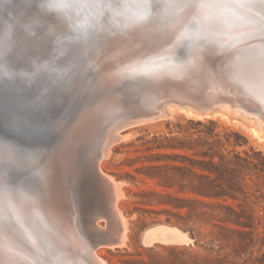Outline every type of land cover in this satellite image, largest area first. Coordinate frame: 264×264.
<instances>
[{"label":"rangeland","instance_id":"obj_1","mask_svg":"<svg viewBox=\"0 0 264 264\" xmlns=\"http://www.w3.org/2000/svg\"><path fill=\"white\" fill-rule=\"evenodd\" d=\"M51 1L49 2V4H51ZM55 1L54 2L52 1V4L53 3L56 4ZM76 1L74 0L72 2L74 3L76 2L75 4L77 6L78 4L79 5L81 4L83 6L85 5V6L83 7L80 5V7L76 6L77 8L76 7L72 8L75 5L74 3L73 5L72 2L70 4V7L68 5L66 6L67 8V9L65 8L66 9L65 12L67 11L66 14L67 15L69 14V16H71V20L73 16L75 17V18L73 17L74 20L72 21L70 20V22L69 20H67V22H69L70 25L66 22L68 25L66 26L70 27V29L73 30L72 33H70L67 36L73 35L72 37H74L76 33L78 34L82 32L81 28L85 29L86 33L85 35L83 34V36H86L85 37L86 41L84 42V40L83 41L80 40L79 44L78 43L77 44L78 45L81 44L82 47H84V45L87 46L88 49L85 46L83 50L85 51L86 49L85 53L87 54L85 55H88V57L90 56L89 59L91 58L92 55L94 56L95 52L98 51V48H99L98 45H100L101 42L103 41L102 39L103 33L101 34L102 31H100V29L104 25L107 27L106 25L107 22H112L107 19V16L109 14H110L109 17H113V19L117 21V23L118 21H120L121 24L118 23L120 24L119 26L122 25L123 27L121 26V28H124V26L126 27V25H123L121 20H123L124 18V23H125V20L128 21L130 19V18L128 19L127 17H125V15L129 17L130 15L134 14L135 11L138 13L141 12V14L145 13V15H148L152 10L151 8L152 6L154 7L153 9L154 11L156 8L157 12L155 13L152 12V14H150V16H152L153 19L151 18L149 19L150 21L152 20L151 23L153 25L150 23L151 30L148 32V35L146 34L147 32L145 33L146 36L148 37L147 40L146 38L143 39L145 37L144 33L133 35V38H132V35L124 30V32L126 33L117 34L115 36L116 41L114 40V38H111L112 41L110 40V43L111 42L112 43L107 44V46L105 47V49L107 50V51L105 50V53H107L109 57L113 56V58L111 57L113 59V62L114 60H116L115 63L109 61L108 64H112V65L115 64L116 65L115 67L119 70L118 71L116 69L118 71V73L117 71H115L116 75H120V77H122L121 80L116 83L117 84L116 87H114L112 91L110 90L111 92L109 91L108 88H105V87L102 88L99 91L100 93L99 96L98 95L95 96L97 98L96 99L93 96L98 93V89L102 83L100 84L99 83L100 81L99 82L96 81L97 78L94 79L95 80L94 81L92 78H95V77H91V79L89 80L91 82V85H89L90 83L88 82L89 84H87L86 86L87 89L86 88L83 89L84 88L83 84L88 81L86 80V76L87 74L90 73L88 70L89 69L88 64H90V67H91V64L93 63L92 61L90 63L88 58H83V61H86V62L89 61V62L88 64L84 62L86 67L88 65L87 71H84L83 68H80L76 72V74H78V72L83 74L81 75L82 76L81 81L77 83L72 80L69 81L67 78L68 76L65 77L68 80L67 83H70L69 88L72 94H76V97H79V100H78L79 103L77 102L74 105L70 103L72 105V108H71L72 111L75 113L79 112L78 114H75V113L72 114L71 112L70 114H72L73 118L71 117L70 121L68 120L69 117H67L68 108H69L68 100L72 99L73 101H77L74 98L75 95L73 97H70L71 96L70 93H66L62 91H60L59 93L55 91V88H54V86L55 87L57 86L56 82L59 81L58 74L62 72V71L61 72L59 71V70H62L60 69L62 68L61 66L60 68H58V70H56V71H59V73H57L55 69H52L54 67H51V68L48 67L49 68L48 71L53 72V78L48 81L51 87L48 84L46 85L44 84L43 86V83H46L48 78L47 80L44 79L45 80L44 82L43 78L45 77H39L40 79L36 77L35 80L36 82H38L36 83L38 84V86H36L38 88L37 91H36V87H33L34 85H36L34 83L35 81L34 82L26 81V83L19 81L18 83L20 85L16 83V85L18 86L16 89H15L16 87L15 84H14L15 86L11 84V88L8 89L10 87V84H8L9 87L7 84H4L5 86L2 85L3 79L1 78L0 84L4 86L5 88L7 85V88L5 89L3 87L2 89L3 93L0 94V96L8 99L12 105L15 104L16 108L22 109L28 113L32 110V108H34V102H37V105H36L37 109L39 108L38 105L45 106V108L41 110L43 112L41 118L37 119V117H35L37 119V122L35 121L36 120L35 118H34L35 120H32L33 118L32 119L30 118L28 120L26 119L23 120L24 122H28L26 127L32 129L30 133L32 136L31 139L28 138V139H24V141H21L22 143H28V144H31L33 143L34 140H36V137L33 136L35 133L37 134L42 133L43 135V133L45 134L47 133V131H49V129L51 128V125L53 124H51V122L47 123L46 118L47 119L52 118L51 116L55 113L57 108H61L60 106L65 104V108L63 107V109H61L62 111L59 115V121L56 123L54 130L60 132L61 142H64L66 138H69L72 141L73 148L76 147L75 150L73 151L75 153V158L77 161V163L75 162L77 165L76 167H78V169L79 168L82 169V166H83L84 168L82 169V172L81 170H79L81 174L79 173L74 177L75 179L73 180H75L74 182L75 184H73V186L77 187V188H74L75 192L77 193L76 201H78L77 204H79V208L81 210L80 212L82 214V222L84 223V226L86 229H89L92 223H95V220H96L95 218H97L98 215H102V216L105 215V213L103 212V209H104L103 195H101V190L99 189L100 187H99L98 182L95 183L96 182L95 179L91 178L93 177V172H92L93 168L90 167L91 169L90 170L89 166L93 167V165H92V162L86 157L87 156L90 157V155L94 154L98 148L103 146L104 142L106 141L108 137L107 135H109V138H110V136H112L115 133V131L118 130L121 126L126 125V124L130 125L129 127L125 126V129L120 130L119 133L121 136H123V138H121L119 142L112 143V145H110L109 154L106 157H103L101 159L102 171L114 177V179L122 186L121 190L123 192V196H122V199H120V201L118 202V204H119V208L121 209L126 222L128 221L127 222V226H128L127 228H129L127 230L128 238L124 246H121L120 248L117 247L114 249L108 248V247H102V249L98 251V255L104 260L105 264H183V263H190L191 258H192V255H191L192 252L195 251V252H198L199 254H205L206 253L205 247L209 248L210 246H212L211 245L212 237L210 233L212 231H217L212 221H208V218L206 217H193L192 219L186 221V219L188 218V212L190 209L197 206L200 208V211L202 212H210L211 211L210 205L213 202H216V200L210 199L209 197L205 195H201L199 193V187L201 185L209 184L210 180L218 176L217 173L212 171L211 164L218 163L220 160V157L222 156L228 159H231V160H235L236 155H239L241 157H247V155H249L250 160H252L254 163L260 162V163H263L264 165V137H259L255 133V128L259 129L258 127L262 128V133H264V120L262 117H260L261 119L258 117L259 120L258 122H256V119L254 117L255 115L252 116L254 117L252 119L247 114L236 112V113H239L240 114L239 115V114L233 113L237 108L232 103L245 101V98L244 97L242 98L239 93L241 92V89L243 87L238 86L237 84H235V87H232L228 85L226 82L220 81L219 78L215 76L214 72L209 73L207 76V79L205 80V82L206 81L208 82L206 83L207 85L206 84L204 85L206 89L204 91L205 98L185 99L182 96L180 97V96L173 95V93H176L177 88L172 87V86L179 85V87H182L180 84L182 83L184 79L181 81L182 77L180 78V76H183V77L185 76L179 71H177L179 70V67H177L175 63H181L183 62L182 60H184V62L186 61L188 62V66H192L193 64H195L194 67L196 66L198 67L200 64L202 65L204 63V57L206 55L204 54V57L202 58L201 56H199L201 52H204V51L207 52V50L211 48V44L209 40L211 39V32L207 33L205 27L204 28L202 27L201 23L199 22V20H201V16L198 15L199 12H197L198 14H196V10L193 11L191 9V4L189 1H186L182 3L181 5L178 4L177 6H174L169 3H168L169 5L164 6V2L166 3V0L161 1L163 2L162 6H159L161 2H157V4L151 5V4H154V2L151 3V1L149 0H141V1L137 0L136 2H134L135 0H127L129 4L125 3L126 0L125 1L124 0H87V1L85 0V3L83 2V4L81 2L83 0H76ZM129 1H131L132 4ZM142 1H144V3L146 1L147 5L146 3L145 4L141 3ZM56 2L58 3V0ZM102 2H103V6H102ZM104 3L107 5H105ZM117 3H119V7H117ZM135 3L137 4L139 8L136 6ZM139 4H141V6L143 7L140 8ZM126 5L130 6V8H127ZM82 7L85 9V11L88 10L86 14L82 10L83 9ZM85 7L87 8V10ZM27 8L28 10L30 9L29 12L25 10ZM43 8H44L43 0H19V1L0 0V22H1L0 27H2L0 28V31L1 29H3L2 32L5 30V25L6 26L12 25L13 27L17 29L19 33L23 34L24 32L25 34L26 33L25 27L29 25V23L33 22V20L37 21L38 23L36 24L38 26L36 28V31H34L36 33L32 35L30 32L29 33L27 32L25 34L26 37L30 36L31 38L29 37V39L31 40L30 42L29 41L25 42L24 46H25V50H27L28 52L31 51L32 53H34L36 52V50L41 51L42 49L41 47L42 44H40L41 35L42 34L44 35L47 32V30H45V25H43L42 23V19H40L42 15L41 11ZM49 8L50 10H53L52 9L53 7H49ZM103 8L105 9L103 10ZM133 8L135 10H133ZM54 9H56V7H54ZM58 9H56L55 11H57ZM63 10L62 12H64ZM112 10L114 11V13H111L113 12ZM125 10L127 11V13ZM8 11L11 13V16H10L11 18L8 17V14H9L7 13ZM98 11L100 13H98ZM186 11L188 13L189 11L191 12L189 13L190 16L188 15ZM58 12L60 11L58 10ZM70 12L72 13L70 14ZM76 12L77 14H80L79 15L80 18H78L75 15ZM83 12L85 16L84 14H82ZM102 12L104 13V15H101V17H99L100 14H102ZM123 12L125 13L124 16H123ZM106 13H108V15L105 17ZM54 14L57 16V13L53 11V16H55ZM137 14L135 13V15ZM181 14L182 15L184 14V15L181 16ZM83 16L86 19L83 18ZM133 16H130V17H133ZM7 17L9 20H7ZM174 17L176 18V20H174L175 19ZM186 17L189 20H187ZM46 18L49 19V17H46ZM105 18L106 20H104ZM182 18L183 20H181ZM184 18L186 19V22ZM56 19H57V22H59L58 21L59 19L57 17ZM165 19L167 20L168 23H166ZM78 20H83V21L80 22ZM170 20L171 21L174 20L176 24L174 23V21H172L174 23L172 25ZM178 20L180 21L178 22ZM3 21H7V22L3 23ZM79 22L80 24L84 22V24L82 23V25L80 26ZM177 22L179 24V29L181 30L182 28L181 30L182 33L178 29V26L177 27L174 26V25H177ZM184 22L187 24H185ZM118 24H117V27H119ZM170 24L173 26V28ZM66 26L61 27V28L63 29L67 28ZM72 26L75 29H73ZM61 28L59 30H63ZM171 28L174 30L172 31ZM165 29L167 30V32L169 31L168 33L170 35L164 34L166 32ZM112 30H116V28L113 27ZM170 30L173 33L172 35L170 33L171 32ZM96 31L98 32L96 33ZM177 32L179 33L178 35H177ZM184 33L187 36H185ZM46 34H48V32ZM100 34H101V39H100ZM161 34L164 36L166 35L167 37H164V36L162 37ZM174 36L176 37L179 36V38L178 37L176 38L177 42L173 41L175 40ZM104 37L105 36H103V38ZM184 37H185V40H188V42L183 39ZM59 38H62V36L60 35ZM141 38L143 39V41L141 40ZM90 40L92 41L91 43L92 47L90 46L88 47V44H87V42ZM99 40H101L100 44L98 43ZM138 40H140L141 43H145L146 41H149L150 44L148 45L141 44ZM201 41H204V42L201 43ZM70 42H72L73 44ZM70 42H65L67 45L66 44L64 45L70 46V47L72 46L77 47L75 44V41L72 40ZM178 42H180L179 45H178ZM137 43L140 44L141 46L140 45L138 46ZM172 43L174 45H171ZM120 44L121 46L123 45L122 48ZM180 44L181 46H183L182 48H184V53L183 55L181 54L178 56V53L180 52V50H182L180 47ZM196 44L198 45V48H196L195 46ZM114 46H116V48ZM149 47H151V49ZM185 47L189 50V52L186 50ZM166 48H168V50ZM83 50L80 49V52L79 51L77 52V56L79 55L78 53H82L80 55H83L84 57H86L83 53L84 52ZM90 51L91 52L94 51V53L92 52V55H90L89 53ZM186 51H187V55H186ZM112 52L114 53L116 52L115 55L117 56H115ZM162 52L164 53V57L162 56ZM190 52H192L193 54ZM124 55H126V57H123ZM83 56H81V61H82ZM102 57H103V54H102ZM157 57L161 59H157ZM133 60L138 61V63L137 62L134 63ZM157 61L160 63H158ZM127 62L128 63L133 62L132 63L133 66H131L132 64L129 65ZM139 62L144 63L143 65L145 67ZM67 63H71V60H68ZM125 65L127 66V68L124 67ZM134 65L135 66L138 65V66L135 67ZM120 66L122 67L120 68L121 72H120V69L118 68ZM169 66H172L170 67L172 70L169 69L170 71L166 72L165 67L167 68ZM23 67H25V65ZM37 67L38 68L31 69L33 70L34 74L40 71H44L42 70L41 64L40 65L37 64ZM123 67H124V71L122 70ZM128 67L130 71L127 70ZM133 67H135L136 70ZM206 68L202 67V70L201 68H199V70L200 72L203 71V69L205 71ZM163 72L165 75L163 74ZM137 73L141 75H137ZM157 73H160V74L157 75ZM149 74H152L153 76ZM3 76L0 75V77H3ZM175 76H178L177 77L178 79L177 78L175 79L174 78ZM164 77H166V79H164ZM56 78L58 81L54 80ZM52 80L54 81L53 83H56V84H53ZM167 80H169L170 83ZM175 80H177L178 83ZM197 81H199V79ZM94 82H96V85L93 86L92 84H95ZM40 83H42V85ZM137 83L139 84V86ZM29 84H32V86ZM51 84L54 86H52ZM122 84L124 85L122 86ZM198 84L202 85L203 83L202 81H199ZM19 87L21 89H24V91L21 89L20 91ZM1 88H0V93H1ZM12 88L14 89L11 91ZM61 89L63 90V87ZM120 89H122L123 90L122 92L125 94H123L122 92H121L122 94L120 92H117ZM128 90H129L130 96H128ZM168 90L169 92H167ZM8 91L10 92L11 95L9 94ZM13 91L15 93H12ZM30 91L31 93L28 94ZM66 91H67V88H66ZM21 92L24 95V97L21 96L22 95ZM34 93H35V96L37 94L38 95L35 97ZM47 93L48 95H46ZM235 93H237V95ZM14 94L15 95L17 94V98ZM42 95L43 96L45 95V96L43 97ZM112 95L113 97L115 96L118 100L112 99V97H110ZM167 95L168 96L170 95L169 99ZM33 96L34 98L31 100L30 97H33ZM28 97H29V100H28ZM92 97L97 100V101L95 100L96 101L95 104L92 102V99H93ZM170 97H172L173 99ZM18 98L20 99L22 98V99L21 101H18L17 103L16 100H20ZM128 100H130L131 102L133 101L132 103L130 102L131 105L130 104L128 105ZM100 102H103L102 103L103 105L101 104L100 108L102 109L104 108V110L106 109L104 111L105 115L103 114V116L95 119V122L93 123L94 126L92 129H88V127H85V128L79 127L81 128L79 129V131L77 130V132L76 131L73 132L72 129H73V126L75 125V122H76L75 120H77V117H79V115L85 116V114H87L86 112L89 107H90L89 108L90 110L96 107ZM208 102L209 103L211 102L212 104L208 106L207 108L206 104ZM19 103H21V105ZM111 103L117 104L116 105L117 115L115 114V116L108 109V105H110ZM167 103L169 104L172 103L170 105V108L173 113H172V116L164 117V115L167 113L166 112L167 107H165L166 105H168ZM179 103H185L184 105H187L189 107L191 106L203 112L206 111V108H207L209 114H206L203 117L202 116L195 117L193 115L190 116L186 114V112L184 113L183 110L177 109L176 106L179 105ZM132 104H135V105L138 104L139 107L143 108L140 114L138 113L136 114L133 111H131L132 106H134ZM30 105H32L33 107H31ZM29 108H30V111H29ZM226 108L228 109V111ZM155 109L157 110L159 109L161 113H156L154 111ZM224 110L227 113H225ZM241 110H244V109H241ZM9 113L12 114V111H9V109L6 111L0 112V117L1 115H3L4 118L8 120L9 116L13 117V114L10 115ZM106 113L108 114V116ZM246 113L252 115L251 113L247 111ZM6 115H8V118ZM162 115H163V119L161 117ZM0 119L3 120V118H0ZM32 122L34 123V126L32 125L33 124ZM132 124L134 126H132ZM35 125L37 128L35 127ZM104 126H107V127L105 128ZM61 127L63 128L61 129ZM64 127L66 128L64 129ZM112 129H114V132ZM105 134H106V137H105ZM0 135L4 136L2 132H0ZM56 136H57V133L53 137H51L52 138L51 142L53 140L55 141L56 138H59ZM0 138L3 139L4 137H0ZM100 140L102 141L100 142ZM12 142L14 143V140ZM97 142H100V143H97ZM93 144L94 145L97 144V145L94 146ZM256 153H261V155H258ZM48 156L49 155H47V158H48L47 160L44 158L45 159L44 165L46 166L48 165L51 168H53V165L57 166L55 165L56 163L55 160L50 159ZM212 156L214 157L212 158ZM84 161L85 163L87 161L86 163L87 165L84 163ZM38 162L40 163V161ZM88 162H90L91 165ZM83 164H85L86 166ZM80 165L82 166L80 167ZM1 167H3V165H1ZM8 169L10 170L11 167H9ZM11 170L14 171L12 173L10 172L11 181H16L19 183L25 181L24 177H26L27 175H23L22 171L15 170V167ZM256 174L261 175L259 178V181L263 182L264 184L263 173L258 172L254 167L252 168V170H246L244 172L243 176L246 179L245 182L250 184V188L254 185L253 180H256V176H255ZM81 175L84 177H81ZM78 180L80 181V183H82V185L79 183ZM80 185H81V188H80ZM262 191L264 195V185H263ZM250 192H253V190H250ZM0 198H2L0 200V246H1L0 249H2L4 248V246L7 245V243H10L11 239H15L16 236H19L20 232L15 233L14 231L11 230L10 234L5 236V232L3 231V228H1V223H11L10 219L13 218L15 221H17V224L14 225V227L18 229L19 228L22 229L23 228L22 226H25L23 224L24 223L26 224L24 214L33 207H37V208L43 207L42 205L43 203H41V199L31 204H26L27 200L22 199L21 201H23V204H20V200L14 203V202L9 201L8 198L6 197L1 196ZM255 201L256 199L253 196V197H250L247 202V205L253 208V210L255 211V218H256L255 223H254L255 229H250V228L246 229V231L253 233V239H254V242H256L255 245H252L250 248H248L247 252L249 254L252 250H254L255 251L254 257H258L260 259L259 264H264V199L263 198L259 199V201H257L256 203ZM228 204H233V201L229 200ZM98 209L101 212H99ZM11 214L14 216H12ZM216 214L218 213H215V215ZM90 217H91V220H90ZM213 222L220 226H226V225H222L221 223H218L217 221H213ZM100 224L101 226L107 227V221L105 217L103 218L101 217ZM159 226L160 227L167 226L169 228L177 229L180 232L182 231L184 233V236L186 237L188 236L190 238H193V237L190 235L189 229L190 228L195 229L196 232L198 233L199 246L195 245L196 243L195 238H193L195 240V243L193 245H182L183 244L182 241L177 242L178 238L174 237L173 235H171L170 232H167L166 230L160 231L161 233L162 232L164 233L163 235L160 234V236H158L160 232L159 230H156V228H158ZM32 227H35V226H32ZM226 227L231 228V226H226ZM169 233L172 237L169 235V238H168L167 236ZM88 234H89L90 239L93 238L90 232H88ZM161 235L163 237H161ZM171 238H177V239L176 240L174 239L175 241H173V239L171 240ZM1 240H3L4 242L2 243ZM16 244L13 243V246H18ZM24 246H20L21 249L23 248L25 250ZM189 246H192V249L189 250V252L185 253L186 249ZM174 247H179V249L173 250ZM5 251H6L5 249L0 250V264H13L9 260L8 262L7 260H5L8 258ZM43 257H45V255H43ZM47 257H49L50 259V264H65V262H68V261L70 262V259L65 258L63 254L58 255V253L57 254L51 253L50 255H47ZM69 262L67 264H76V263H69Z\"/></svg>","mask_w":264,"mask_h":264},{"label":"bare ground","instance_id":"obj_2","mask_svg":"<svg viewBox=\"0 0 264 264\" xmlns=\"http://www.w3.org/2000/svg\"><path fill=\"white\" fill-rule=\"evenodd\" d=\"M50 1L51 0H43L44 8L41 11L42 15H41L40 19H42V23H43V25H45V30H47V32H48V34H46L47 33L46 32L44 35L43 34L41 35V42H40V44H42L41 45V47H42L41 51L36 50V52H34V53H32L31 51L28 52L27 50H25V46H24L25 42H27V41L30 42V40H31V39H29L30 36L26 37L25 34L27 32L28 33L30 32L32 35L36 33L34 31H36V28L38 26L36 24V23H38L37 21L33 20V22L29 23V25H27L25 27L26 28L25 34H24V32H23V34L19 33L17 31V29L15 27H13L12 25H7V26L5 25V30L3 32H2L3 29H1V31H0L1 32L0 33V71H3V73H5V74H2V76L3 75L4 76L0 77V79L1 78L3 79L4 84H7V85L10 84V87L8 85V87H9L8 89L11 88V84L16 85V82H17V84H19L18 82L19 81L22 82V80H25L27 82L28 81H30V82L35 81L34 83L36 84V83H38L35 80L36 77H38V78L39 77H45V78H43V80L44 79L47 80V78H48L46 83H43V86H44V84L49 85L50 83L48 81L53 78V72L52 71L49 72L48 67H50V68L54 67L52 69H55V71H56L61 66L62 68H60V69H62V70H59V71L60 72L62 71L61 72L62 74L59 73V71H56L57 73H59L58 74V80L59 81L57 80V78L54 79V80L58 81V82H56L57 83L56 84V83H53L54 81L52 80V83L56 84L57 86L55 87L54 85H52V84L51 85L54 86L55 91H57L59 93H60V91L70 93L71 94L70 97H73L75 95L74 98L77 101H73L72 99L68 100L69 108H68V113H67L68 116L67 117H69L68 120L70 121L72 114L75 113L71 109L72 108L71 104L74 105L77 102L79 103V101H78L79 97H76V94H72V92L69 88L70 83H67V81L72 80L74 82L79 83L81 81V78H82L81 75H83V74H81L79 72H78V74H76L77 70H79L80 68H83L84 71H87V69H88L87 67L89 65L88 70L90 73L87 74V76H86V80H88V81L86 83H84L85 85L83 84V86H84L83 89H85V88L87 89V87H86L87 84L90 83L89 85H91V82L89 80L91 79V77H95L92 79L94 80L97 78L96 81H98V82L100 81L99 83L100 84L102 83V84L98 89V93L95 94L93 97H95L96 95L99 96V94H100L99 91L104 87L108 88L109 91L110 90L112 91L113 88L116 87V85H117L116 83L118 81H120L122 77H120V75H116L115 71H117L118 69L115 67L116 66L115 64H113V65L108 64L109 61L113 62V59H112L113 56H111L112 57L111 58V57H109V55H107V53H105V50H106L105 47L107 46V44L110 43L111 38H114V40H115L116 39L115 36L117 34L126 33V32H124V30L127 31L128 33H130L132 35V38H133V35L144 33L145 37L143 39L146 38V40H147L148 37L146 36V34L148 35V32L151 30V24H152L151 23L152 20L150 21L149 18L153 19L152 16H150V14H152V12L155 13L157 11H156V8L154 11L153 10L154 7L152 6L151 7L152 10L148 15H145V13H143V12H142L143 14H141V12L138 13L136 11H135V13L136 14L138 13L137 15H135V13L130 15L132 11L130 12V14L128 13L130 16L134 15L133 17H130V16L128 17L123 12V16L125 15V17H127L128 19L130 18L128 21L125 20V23H124V18L122 16L123 20H121V21H122L123 25H126V27L124 26V28H121L122 25L119 26L121 24L120 21H118V23H120V24H118L117 21H115L113 19V17H109L110 14L108 15V13H110V12L106 13L105 17L108 15L107 19L112 21V22H107L106 23L107 27L105 25L102 28L100 27L101 28L100 31H102L101 34L103 33V35H102L103 41L100 44L101 40H99L98 43L100 45H98L99 46L98 51L95 52L94 56L92 55V52L94 53V51L89 52L90 55H92L91 58L89 59L90 56L88 57V55H85V54H87V53H85L86 49H85V51L83 50V48L86 45H84V47H82L81 44L78 45L80 40L81 41L84 40V42L86 41V38H85L86 36H83V34L85 35V33H86L85 29L81 28L82 32H80L78 34L74 33L76 35V37H75V35H74V37H72L73 36L72 34H71L72 36H67L70 33H72L73 30H71L70 27H67L68 26L67 23L70 25L69 22L71 20V16H69V14L67 15L66 14L67 11L65 12V10L67 9L66 6L68 5L70 7L71 2L74 0H58V3L60 2V4L63 5V7H59V9L56 8L60 12H58V10L55 11L56 9H54V7L52 8L53 10H50V8L47 7V5H49ZM52 1L54 2L55 0H52ZM52 1H51V4H52ZM56 1H55V3H57ZM136 1L137 0H135L134 2H136ZM139 1H141V0H139ZM149 1H151V3L154 2V4H151V5H155V4H157V2H161L162 0H149ZM186 1L190 2L191 9L193 11L196 10V14H198L197 12H199L198 15L201 16V20H199V22L201 23L202 27L203 28L205 27L207 33L211 32V39H209L210 44H211V48L209 50H207V52L206 51L201 52V54L199 56H201L202 58L204 57V54H206V55L204 57V63L202 65L200 64L198 67L197 66L194 67L195 64H193L192 66H188V62L187 61L184 62V60H182L183 62H181V63H175L177 65V67H179V70H177V71H179L180 73H182L185 76L183 77V76L178 75V76H180V78L182 77L181 81L183 79L184 80L182 81L181 84L179 83L182 87H179V85H173L172 86V87L177 88L176 93H173V95L180 96V97L182 96L185 99H191V98L203 99V98H205L204 91L206 89H205L204 85L206 83H208L207 81L205 82V80L207 79V76L209 73L214 72L215 76H217L220 81L226 82L228 85H230L232 87H235V84L243 87V88L241 87L242 89H241V92H239V93H240V96L242 98L243 97L245 98V101L232 103L237 108L235 111L233 110L234 112L232 111L233 113L239 112V113L247 114L252 119L255 117L256 122H258L260 117H262L264 120V8H260L258 6L250 5L249 3H247V0H166L167 4L164 2V6L169 5V4L177 6L178 4L181 5L182 3L186 2ZM76 2H78V1H76ZM81 2L83 4V2L85 3V0H83ZM129 2L132 4L131 1H129ZM73 3L74 2H72V4ZM125 3L129 4L127 0L125 1ZM141 3H144V1H142ZM145 3H146V1H145ZM144 4H142V5H144ZM80 5L78 4V6H77L75 4L72 8H74L76 6L80 7ZM105 5H107V4H105ZM146 5H147V3H146ZM146 5H144V6H146ZM162 5H163V2H161V4L159 6H162ZM228 5H230V6H228ZM81 6H83V5H81ZM102 6H103V2H102ZM126 6H127V8H130V6H128V5H126ZM136 6H137V4H136ZM139 6H140V8L143 7V6H141V4H139ZM99 7H97V8H99ZM138 8H137V10H138ZM68 9H70V8H68ZM89 9H91V8H89ZM104 9L105 8H103V10ZM25 10L27 12L30 11V9L28 10V8ZM62 10L65 13L62 12ZM82 10L85 12V14L88 11L87 8H86L87 11H85L84 8ZM133 10H135V9L133 8ZM53 11L57 13V16L55 14L54 15L59 19L58 20L59 22H57L56 17L53 16ZM110 11H111V9H110ZM79 12H81V11H79ZM84 12L82 14H84ZM90 12H92V11H90ZM7 13H9L8 17H10L11 13L9 11ZM71 13L72 12H70V14ZM98 13H100V12L98 11ZM111 13H114V11ZM126 13H127V11H126ZM189 13H191V12L189 11ZM189 13H188V15H189ZM85 14H84V16H85ZM75 15L78 18H80L79 17L80 14H77V12ZM101 15H104V13L102 12V14H100L99 17H101ZM183 15L181 14V16H183ZM84 16H83V18H85ZM145 16H147V17H145ZM8 17H7V20H9ZM46 17H49V19ZM73 17H72V20H74V18H75V17L74 18ZM114 18H115V16H114ZM81 19H82V17H81ZM2 20H4V19H2ZM67 20H69V22H67ZM97 20H99V19H97ZM104 20H106V18ZM174 20H176V18ZM174 20H172V21H174ZM181 20H183V18ZM187 20H189V19L187 18ZM38 21H39V19H38ZM78 21L81 22L83 20H78ZM161 21H162V19H161ZM165 21H166V23H168L166 19H165ZM172 21L170 20L172 25L174 23L176 24L175 21H174V23ZM179 21L180 20H178V22ZM4 22H7V21H3V23ZM80 22H79V24H80ZM178 22H177V25H174V26H176V27L178 26V29H179ZM185 22H186V19H185ZM57 23L59 24V26ZM82 23L84 24V22H82ZM82 23L80 24V26L82 25ZM117 24L120 28L117 27ZM185 24H187V23H185ZM64 26H66L67 28H64V29L61 28ZM181 26H182V24H181ZM181 26H180V28H181ZM59 27L63 30H59L60 29ZM113 27H115L116 30H112ZM0 28H2V27H0ZM72 28H73V26H72ZM172 28H173V26H172ZM73 29H75V28H73ZM173 30L174 29H172V31ZM181 30H182V28H181ZM76 31H77V29H76ZM165 31H163V32H165L164 34L170 35L168 33L169 31L167 32L166 29H165ZM172 31L170 32L171 35L173 34ZM97 32L98 31H96V33ZM181 33H182V31H181ZM101 34H100V39H101ZM178 34L179 33L177 32V35ZM60 35L62 36V38H59ZM97 36H98V34H97ZM103 36H105V37L103 38ZM163 36L164 35H162V37ZM185 36H187V35L185 34ZM164 37H167V36L165 35ZM168 37H170V36H168ZM174 37H175V40H173V41H176L177 37L179 38V36H177V37L174 36ZM200 37H202V36H200ZM132 38H130V39H132ZM149 38H150V36H149ZM143 39L141 38L142 41H143ZM183 39L185 40V37ZM72 40L75 41V44L77 47L66 46L67 44L65 42H70ZM138 41L140 42V40H138ZM138 41H136V42H138ZM185 41L188 42V40H185ZM202 42H204V41H201V43ZM70 43H72V42H70ZM91 43H92L91 40L87 42L88 47L89 46L92 47ZM179 43L180 42H178V45H179ZM64 44H66V45H64ZM141 44H143V43H141ZM181 44H180V47L182 50H180V52L178 53V56L181 54L183 55V53H184V48H182L183 46H181ZM137 45L139 46L140 44L137 43ZM171 45H174V44L172 43ZM199 45H200V43H199ZM120 46H121V44H120ZM122 46H121V48H122ZM195 46H196V48H198L197 44ZM195 46H194V48H195ZM110 47H112V46H110ZM114 47L116 48V46H114ZM86 48H87V46H86ZM118 48H119V46H118ZM149 48L151 49V47H149ZM80 49H82L84 51L83 53L86 57H84L83 55H80L82 53H78L79 55L77 56V52L78 51L80 52ZM166 49L168 50V48H166ZM186 50L189 52V50L187 48H186ZM187 51H186V55H187ZM192 51H194V50H192ZM112 53L115 55L114 52H112ZM190 53H192V52H190ZM102 54H103V57H102ZM158 55H159V53H158ZM160 55H161V53H160ZM81 56H83L82 61H81ZM115 56H117V55H115ZM162 56L164 57L163 52H162ZM123 57H126V55H124ZM188 57H189V55H188ZM83 58H88L90 63H91V61L93 62L91 64V67H90V64H88L89 61L88 62L83 61ZM157 59H161V58L157 57ZM68 60H71V63H67ZM137 60H139V59H137ZM133 61H134V63H136V62L138 63V61H135V60H133ZM84 62L88 64L87 67L85 66ZM115 62H116V60H114L113 63H115ZM132 63L129 62L128 64L130 65ZM139 63L142 65L144 64L141 62H139ZM158 63H160V62H158ZM162 63H164V62H162ZM22 64H24L25 67H23L24 65H22ZM37 64H39V65L41 64L42 70H44V71L37 72V73H35L36 74L35 75L33 73V70H31V69L32 68H38ZM165 64H166V62H165ZM138 65H136V66H138ZM121 66H122V64H121ZM121 66L118 68L119 69L122 68ZM131 66H133V64ZM131 66H130V68H131ZM26 67H28V68H26ZM124 67L127 68L126 65ZM124 67L122 69L123 71H124ZM135 67H133V68L135 69ZM170 67H172V66H169L167 68L165 67L166 72L170 71L169 70V69H171ZM202 67L206 68V70L204 71V69H203V71L200 72L199 68H201V70H202ZM160 68H161V66H160ZM140 69H141V67H140ZM127 70L130 71L129 67ZM118 71H117V73H118ZM120 72H121V69H120ZM143 72H145V71H143ZM150 72H152V71H150ZM199 72H200V74H199ZM158 74H160V73H157V75ZM163 74H164V72H163ZM88 75H90V76H88ZM137 75H141V74L137 73ZM149 75H152V74H149ZM178 76H175L174 78L176 79ZM65 77H67L68 80ZM88 77H89V79H88ZM137 78H138V76H137ZM197 78L199 79V81H202L203 86L201 84H198L199 81H197L198 80ZM164 79H166V77H164ZM45 80H44V82H45ZM167 81L169 82V80H167ZM173 81H174V79H173ZM175 81L177 82V80H175ZM41 82H43V81H41ZM129 82H130V80H129ZM136 82H137V80H136ZM3 83H2V85H4ZM34 83H32V84H34ZM94 83L95 84H92L93 86L96 85V82H94ZM32 84H29V85L32 86ZM40 84L42 85V83H40ZM124 84H122V86ZM2 85L0 84V86L2 87V88L0 87L1 88L0 94L3 93L2 89L5 86V85L4 86H2ZM7 85H6V88H7ZM36 86H38V84L34 85L33 87H36ZM97 86H99V85H97ZM138 86H139V84H138ZM17 87L18 86L16 85L15 89ZM62 87H63V90L61 89ZM66 88H67V91H66ZM13 89L14 88H12L11 91ZM20 89L21 88L19 87V90ZM37 89L38 88L36 87V91H37ZM21 90L24 91V89H21ZM148 90H146V91H148ZM14 91L12 93H15ZM89 91H90V89H89ZM122 91L123 90L120 89L117 92L121 93ZM151 91H152V89H151ZM102 92H103V90H102ZM167 92H169V90ZM30 93H31V91L28 94H30ZM44 93H46V92H44ZM141 93H142V91H141ZM228 93H229V91H228ZM9 94H10V92H9ZM17 94L16 95L14 94L16 96V98H17ZM21 94H22V92H21ZM123 94H125V93H123ZM235 94L237 95V93H235ZM46 95H48V93ZM21 96L24 97L23 94ZM31 96H32V94H31ZM34 96H35V93H34ZM34 96L30 97L31 100L34 98ZM128 96H130L129 90H128ZM131 96H132V94H131ZM163 96H165V95H163ZM169 96L167 95L168 99H169ZM110 97H112V99H117L115 96L113 97V95ZM170 98H172V97H170ZM18 99H20V98H18ZM21 99L16 100L17 103H18V101H21ZM82 99H83V97H82ZM93 99H92V102L95 104V102L97 101L96 100L97 98L94 100ZM121 99H122V97H121ZM28 100H29V97H28ZM161 101H163V100H161ZM130 102L131 101L128 100V105L129 104L131 105V103L133 101L131 103ZM102 103L103 102H100L98 105L96 104L97 106L90 109V110H89V108H90L89 107L87 112H86L87 114H85V116L79 115L80 118L77 117V120H75L76 122H75V125L73 126V129H72L73 132H75V131L77 132V130L79 131V129H81L79 127H84V128L88 127V129H92L94 126L93 123L95 122V119L103 116L104 111L106 110V109L104 110V108L103 109L100 108ZM19 104L21 105V103H19ZM167 104L168 105L165 106V107H167V111H166L167 113L164 115V117L172 116V113H173L171 108H170V105L172 103H170V104L167 103ZM184 104L185 103H179V105L176 106L177 109L183 110L184 113L186 112V114H188L190 116L193 115L195 117H198V116L203 117L206 114H209L207 108L212 103L211 102L210 103L208 102L207 104L205 103L207 108H206V111H204V112L197 110L191 106L189 107V106L184 105ZM36 105H37V102H34V108H32L31 111L29 108V111L31 112V114H30V112L28 113L22 109L16 108L15 104L12 105L8 99L0 96V112L6 111L8 109H9V111H12L13 117L9 116V118H12L13 125L19 124L24 119L28 120L30 118L31 119L33 118L32 120H35L36 119L35 117H37V119H40L42 114H43V112L41 110L44 109L45 106L38 105L39 108L37 109ZM116 105L117 104H113V103L108 105L109 111L114 116L116 114ZM132 105H134V106H132L131 111H133L136 114L137 113L140 114L141 110L143 108L139 107L138 104L137 105L132 104ZM30 106L33 107L32 105H30ZM60 107L61 108H57L55 113L51 116L52 118H50V119L46 118L47 123L51 122V124H53V125H51V128L49 129V131H47V133H45V134L43 133V135H42V133H40V134L35 133L33 136L36 137V140H34L33 143H31V144L22 143L21 141H17V142L14 141V143H13L12 142L13 140L10 141L8 138L6 139V137H4L5 135L4 136L0 135V137H4L3 139L0 138V197L1 196L6 197V198H8L9 201L14 202V203H16L20 200V204H23V201H21L22 199L27 200L26 204H31V203L37 202L40 199H41V203H43L42 204L43 207H40V208L33 207V208L29 209V211L24 214L26 224L25 223L23 224L25 226H22L23 227L22 229H20V228L18 229L16 227H14V225L17 224V221H15L13 218L10 219L11 223H1V228H3V231L5 232V236L9 235L11 230L14 231L15 233L20 232L19 236L15 237L16 240L11 239L10 243H7V245L4 246V248L0 249V250H4V249L6 250L5 252H6L8 258L5 260H7V262L9 260L13 264H50V259H49V257H47V255H50L51 253H55V254L58 253V255L63 254V256L65 258L70 259V262L68 261L69 263L105 264L104 260L98 255V251L100 249H102V247H108V248H112V249L117 248V247L120 248L121 246H124L126 244V240L128 238V236H127V230L129 229V228H127L128 227L127 226L128 221L126 222V220L122 214V211L119 208V204H118V202L120 201V199H122V196H123V192L121 190L122 186H121V184H119L114 179V177H112V176H110V175H108L102 171L101 159L103 157H106L109 154L110 145H112V143L119 142V140L121 138H123V136H121L119 133L120 130L125 129V126L129 127L130 125L126 124V125L121 126L118 130L115 131V133L112 136H110V138H109V135H107L108 137H107L106 141L104 142L103 146H101L100 148L97 147L98 149L96 151L94 150L95 151L94 154H91L90 157L89 156L86 157L87 159H89L92 162L93 167L88 165L89 169H90V167L93 168V171H92L93 177H91V178H94L96 181L95 183L98 182V184H99V187H100L99 189L101 190V195H103V199H104L103 212L105 213V215H103V216L98 215V217L95 218L96 219L95 223H92V225L89 228L90 229V231H89V229L85 228L84 223L82 222V214L80 212L81 210L79 208V204H77L78 201H76L77 193L74 190V188H77V187L73 186V184H75L74 183L75 180H73V179H75L74 177L80 173L79 170H81V172H82V169H84V168L82 165H80V167L82 166V169H80V168L78 169V167H76L77 161L75 158V153L73 152L76 147L73 148L72 141L69 138H66V140L64 142H61L60 141L61 140L60 132L54 130L56 123L59 121V115L62 111L61 109H63V107L65 108V104H63ZM104 107H106V106H104ZM240 108L244 109V110H241ZM26 109H27V107H26ZM154 111L156 113H161V111H159V109L158 110L155 109ZM224 111H223V113H224ZM227 111H228V109H227ZM246 111L251 113L252 115L246 113ZM71 112H72V114H70ZM78 113L79 112H77L75 114H78ZM225 113H227V112L225 111ZM239 113H236V114H239ZM12 114H10V115H12ZM253 115H255V116L252 117ZM6 116L8 118V115H6ZM107 116H108V114H107ZM249 116H247V117H249ZM161 117L163 119V115ZM37 119L35 120L36 122H37ZM36 122H35V124H36ZM27 123L28 122H26V124H24V125L26 126ZM63 123H64V121H63ZM65 124H64V126H65ZM32 125L34 126V123ZM107 126H108V124H107ZM107 126H104V127L106 128ZM132 126H134V125L132 124ZM35 127H36V125H35ZM62 128L63 127H61V129ZM65 128L66 127H64V129ZM258 128L259 129L255 128L256 135H258L259 137H264V133H262V128H260V127H258ZM33 130H34V128H33ZM112 130L114 132V129H112ZM67 131H68V129H67ZM56 133H57L56 137H59V138H56L55 141L53 140L51 142V140H52L51 137H53ZM110 135H111V133H110ZM65 136H67V135H65ZM31 137H32L31 134H29L30 139H31ZM105 137H106V134H105ZM101 141L102 140H100V142ZM100 142H97V143H100ZM96 145H94V146H96ZM47 155H49L48 157L50 159L55 160V162L57 163V164L55 163V165H57V166L53 165V168H51L48 165L47 166L44 165L45 159L46 160L48 159ZM38 161H40V163ZM87 161H86V163H87ZM46 163H47V161H46ZM84 163H85V161H84ZM88 163L91 165L90 162H88ZM85 164H83V165H85ZM1 165H3V167H1ZM9 167H11V169H13L15 167V170L22 171L23 175H27L26 177H24L25 181L20 182V183L16 182V181H11L10 172L12 173L14 171L11 169L9 170L8 169ZM86 169H88V168H86ZM84 173H86V172H84ZM81 177H84V176L81 175ZM7 178H8V180H7ZM77 178H79V177H77ZM79 183H80V181H79ZM79 183H78V185H79ZM80 184L82 185V183H80ZM81 185H80V188H81ZM1 199L2 198H0V200ZM87 200H88V198H87ZM98 211H99V209H98ZM99 212H101V211H99ZM12 216H14V215H12ZM101 217L106 218L107 227L101 226V224H100ZM90 220H91V217H90ZM32 226H35V227H32ZM156 230H159V232L166 230L167 232H170L171 235H173L174 237H177L180 240H186V238H187L179 230L169 228L167 226L166 227H164V226L160 227L159 226L158 228H156ZM88 232H90L92 234L93 238H91V239L89 238ZM163 233L164 232H162V233L160 232L158 236H160V234L163 235ZM170 233L167 236L168 238H169ZM172 233H174V234H172ZM147 234H148V232H147ZM162 235H161V237H163ZM155 236H157V235H155ZM177 238H171V240L173 239V241H175ZM27 239L30 241H28ZM25 241H26V243H25ZM1 242L3 243L4 241L1 240ZM13 243L14 244L17 243L16 245H18V246H13ZM20 246H24L25 250L23 248L21 249ZM43 255H45V257H43ZM40 257H42V258H40ZM68 262H65V264H67Z\"/></svg>","mask_w":264,"mask_h":264},{"label":"trees","instance_id":"obj_3","mask_svg":"<svg viewBox=\"0 0 264 264\" xmlns=\"http://www.w3.org/2000/svg\"><path fill=\"white\" fill-rule=\"evenodd\" d=\"M261 155V153H256ZM214 156H212L213 158ZM235 160L226 157H220L218 163H212V171L218 176L210 180L209 184L201 185L199 193L210 199L216 200L210 205V212H202L200 208L195 206L188 212L186 221L193 217H206L208 221H212L217 231L210 233L211 245L205 247V254L192 252L190 263L183 264H259L260 259L254 257L255 251L249 254L248 248L255 245L253 233L246 231L247 228L255 229V211L247 205L250 197H255L256 201L264 199L263 182L259 181L261 175L256 174V180H253V186L246 183L244 172L252 170L254 167L258 172L264 175L263 163H254L250 160V156H235ZM263 184V185H262ZM253 190V192H250ZM232 200L233 204H228ZM200 203V202H199ZM198 204V203H197ZM215 213H218L215 215ZM217 221L222 225L215 224ZM190 235L196 239V246H199L198 233L195 229H189ZM174 247L173 250H178ZM192 246H189L185 253L189 252Z\"/></svg>","mask_w":264,"mask_h":264},{"label":"water","instance_id":"obj_4","mask_svg":"<svg viewBox=\"0 0 264 264\" xmlns=\"http://www.w3.org/2000/svg\"><path fill=\"white\" fill-rule=\"evenodd\" d=\"M16 1H19V0H16ZM143 44L148 45V44H150V42L146 41ZM2 74H5V73H3V71H0V75H2ZM22 82L26 83L25 80H22ZM0 118H3V120L0 119V132H2L5 135L4 137L8 138L11 141L14 140L16 142L17 141H24V139L29 138V134L31 133L32 129L28 128L24 125V124H26V122L21 121L19 124L13 125L12 118L6 120L3 115H1ZM178 240L183 242L182 245H193L195 243V240L193 238L188 237V236H187L186 240H180V239H178Z\"/></svg>","mask_w":264,"mask_h":264},{"label":"snow or ice","instance_id":"obj_5","mask_svg":"<svg viewBox=\"0 0 264 264\" xmlns=\"http://www.w3.org/2000/svg\"><path fill=\"white\" fill-rule=\"evenodd\" d=\"M247 3H249L250 5H253V6H258L260 8H264V0H247ZM47 7L59 8V7H63V5L60 3H56V4H49V5H47ZM117 7H119V3H117Z\"/></svg>","mask_w":264,"mask_h":264}]
</instances>
